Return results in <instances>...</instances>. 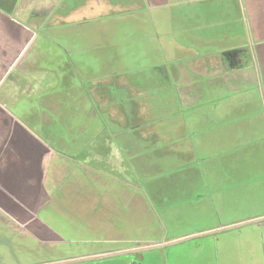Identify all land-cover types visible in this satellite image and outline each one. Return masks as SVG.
Wrapping results in <instances>:
<instances>
[{
	"label": "rangeland",
	"instance_id": "1",
	"mask_svg": "<svg viewBox=\"0 0 264 264\" xmlns=\"http://www.w3.org/2000/svg\"><path fill=\"white\" fill-rule=\"evenodd\" d=\"M139 30V45L123 46L135 55L123 49L124 55H108L104 61L103 55H66L79 64L92 57L88 64L93 74L87 79L101 78L118 67L126 72L127 82L139 85V96L127 88L116 90L113 82L97 83L101 102L94 100L92 131L85 130L79 120L65 125L53 122L43 128L50 132L48 136L69 128L82 132L81 138L74 141V150L67 141H57L61 156L49 158L51 174L61 183L47 186L44 191L57 197L59 207L54 210L52 203L42 208L40 218L54 227L60 240L44 246L26 234L23 238L18 235L11 249L0 243V264H121L130 253L138 254L143 264H264V46L254 43L256 55H240L239 72L223 77L212 73L213 65H220L213 56L208 77L200 79L190 77L189 69L204 75V55H190L195 61L187 60L188 55H168L167 45L149 37L151 28L148 33ZM49 46L54 48V44ZM73 76L77 85L82 82L74 94L88 88L89 81L81 79L85 77L76 79V73ZM197 80L199 86L211 80L218 85L217 92H209L208 88L200 93L186 92V84ZM137 101L140 121L134 129ZM228 113L237 115L240 122L202 125L194 119L201 115L215 119ZM133 129L139 131V145L131 146L130 153L125 154L117 145L121 141L116 139L121 131L129 134ZM238 130L242 150L234 157L237 161L232 169H224V173L198 171L201 159H205L203 168L213 166L215 152L187 151L180 145L195 144L201 136L207 137L201 132L225 137L228 131ZM163 132L181 134L175 149L163 145L166 141H155L156 133ZM211 142L209 139V146ZM222 144L229 146L231 141L224 138ZM229 157L218 158L223 165ZM184 163L192 164L194 174L204 173L205 179L186 183L185 177L192 173L183 175ZM229 173L235 184L233 191L220 183ZM207 175L214 183L206 192L203 186ZM217 190L223 198L219 205ZM228 197L236 201L234 221L238 223L222 227L227 222ZM233 241L239 249L233 246L231 251L228 246Z\"/></svg>",
	"mask_w": 264,
	"mask_h": 264
},
{
	"label": "crops",
	"instance_id": "2",
	"mask_svg": "<svg viewBox=\"0 0 264 264\" xmlns=\"http://www.w3.org/2000/svg\"><path fill=\"white\" fill-rule=\"evenodd\" d=\"M150 28L152 33L148 36L167 45L165 50L168 55H188L186 57L190 61L197 60L190 55H204L202 61L205 65L202 69L204 75L200 76L198 70L189 69L192 74L190 77L193 75L200 79L204 76L208 77L206 74L209 70L208 64L214 60L213 56L220 61L219 67L213 65L211 68L213 75L218 72V77L228 76L238 73L239 68L228 69L222 60L224 53L240 52V55H256L255 44L264 46V0H0L2 246H6L4 240L6 241L11 235L5 229L8 226L16 228L21 235L24 234L23 228L12 225L14 223L8 218L11 216L16 218L12 213L15 206L16 210L24 212V217H19L28 221L29 227L35 223L41 230L54 236L50 244L60 240L54 227L36 218L37 215L40 217L42 208H45L51 200L44 189L52 184L54 186L56 183H61L51 174L52 166L49 161L52 155L61 156L60 148L55 146L58 145L57 141L60 144H67L64 143L67 141L74 150L77 146L74 141L81 138L82 132L78 134L77 130L69 128L64 133L55 130L48 136L50 132L43 128L53 122L65 125L64 123L68 121L70 124L71 121L79 120L85 125V130L92 131L94 100L98 99V102H101L95 89L97 83L113 82V85L118 87L116 90L123 91L127 88L128 92L139 96V85L127 82L126 72L118 67L111 73L102 74L101 78L87 79L88 74H93V68L89 65L92 57L90 60L87 58L82 60L79 64L73 59H67L66 55H103V61L108 55H124L123 46L139 45V37L142 35L139 29H145L148 33ZM249 43H253V46L249 47ZM50 44H54L53 49H50ZM123 50L127 52L128 47ZM129 52L131 53L128 55H135L133 50ZM79 69H86L85 73ZM74 73L76 79L82 76L85 78L81 79L89 81L88 88H83L76 94L73 92L82 85V82L80 86L76 84ZM197 82L198 80L186 84L189 85L185 86L188 90L186 92L200 93L206 88L209 92L218 90L216 89L218 85L212 84L211 80L210 84L203 86H199L200 83ZM227 86L231 89L232 85L229 83ZM201 116L194 119H199L197 123L202 125L216 123L234 125L240 122L239 117L231 113L217 115L219 118L215 119L209 118L211 116L204 118ZM115 119L120 120L119 117ZM143 120L144 118L141 117V121ZM139 121V101H137L132 119L134 129L139 126ZM134 129L129 134L121 131L122 134L120 133V137L116 139L121 141V144L117 143V145L121 146L125 154L130 153L131 146L139 145V131ZM200 130L202 131V127ZM156 134L158 136L154 137L155 141H166V144H162L168 146V149H175L177 147L175 141L182 140L181 134L175 133V136L165 132ZM201 134L207 137L201 136L198 140L194 137L197 140L195 144L180 143L187 151L215 152L214 167L208 164L203 168L205 159H201L202 166L198 171L214 170L217 173L228 168L231 170L232 165L237 161L234 157L242 150L239 144V130L236 133L228 131L225 137L221 133L210 136L202 132ZM112 136L116 138L115 134ZM107 138L109 137L105 139ZM224 138L231 141L229 146H223ZM209 139L213 140L210 146ZM204 149L208 151H203ZM224 155L231 158H227L222 165L218 157ZM173 166L177 167L174 163ZM181 168H184L183 175L192 173L185 177L186 183H189L188 180L200 179V177L202 180L205 179L204 173L194 174L193 171L196 170L190 163H184ZM208 177L207 175L203 186L206 192L214 183L208 180ZM231 179L229 173L226 180H221L220 183L225 185V189L231 188L233 191L235 184ZM217 193L221 192L218 191L215 195L220 197ZM216 200V204L219 205L223 198ZM226 200L227 222L222 227L238 223L234 221L236 201L233 197H228ZM52 202L54 210L57 209L59 207L56 203L57 197L52 195ZM233 246L239 249L233 241L228 246L231 251H234Z\"/></svg>",
	"mask_w": 264,
	"mask_h": 264
},
{
	"label": "flooded vegetation",
	"instance_id": "3",
	"mask_svg": "<svg viewBox=\"0 0 264 264\" xmlns=\"http://www.w3.org/2000/svg\"><path fill=\"white\" fill-rule=\"evenodd\" d=\"M49 203H47L46 207H49L51 206V204L53 203L52 202V197L49 196ZM49 204V205H48ZM16 206L14 207L13 209V215L14 217L16 218H13L11 215H9V213H7V215L11 216V217H8L9 219H11L10 221L13 222L14 224L12 225H19L20 227L23 228V232L24 234L23 235H27L29 236V238H33L34 240H36L39 244L41 245H44V246H49L50 245V240L54 239V236H52L50 233H47V232H44L43 230H41L40 227H38L37 224L33 223L31 224V226L29 227L28 226V221H24L25 219H21L23 218V213H21L20 211L16 210ZM25 215V214H24ZM21 218H20V217ZM18 218V219H17ZM38 221H41V222H45L42 218L40 217H37L36 218ZM3 220L0 219V243L2 245V242H3V238L1 236V232L3 231V224H2ZM22 222V223H20ZM28 226V227H27ZM6 231L10 232L11 235H9V237L7 238V240L4 242L6 243V248L9 246V248L11 249L13 243H14V238H19V236L21 238H23V236L18 232V230L16 228H12L10 226H8V228H5ZM19 235V236H18ZM84 263V262H83ZM121 264H143V261L140 260L139 262V255L134 253L133 255L130 253L128 255H125L123 257V259L121 260Z\"/></svg>",
	"mask_w": 264,
	"mask_h": 264
},
{
	"label": "trees",
	"instance_id": "4",
	"mask_svg": "<svg viewBox=\"0 0 264 264\" xmlns=\"http://www.w3.org/2000/svg\"><path fill=\"white\" fill-rule=\"evenodd\" d=\"M222 60L230 70L239 68L241 56L240 52H227L222 55Z\"/></svg>",
	"mask_w": 264,
	"mask_h": 264
}]
</instances>
